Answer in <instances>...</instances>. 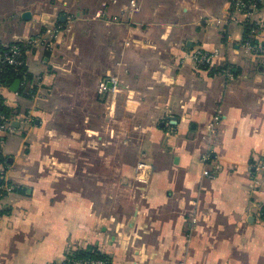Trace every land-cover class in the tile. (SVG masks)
Wrapping results in <instances>:
<instances>
[{
    "label": "crops",
    "instance_id": "obj_1",
    "mask_svg": "<svg viewBox=\"0 0 264 264\" xmlns=\"http://www.w3.org/2000/svg\"><path fill=\"white\" fill-rule=\"evenodd\" d=\"M49 1L0 0V49L26 47L0 84V264H264V0L248 18L233 0Z\"/></svg>",
    "mask_w": 264,
    "mask_h": 264
},
{
    "label": "built area",
    "instance_id": "obj_2",
    "mask_svg": "<svg viewBox=\"0 0 264 264\" xmlns=\"http://www.w3.org/2000/svg\"><path fill=\"white\" fill-rule=\"evenodd\" d=\"M260 0H233L232 1V10L234 15H243L246 18L250 17L252 13L257 9L258 3ZM130 7L132 10H137L136 0H131ZM232 21H236L235 16L232 17ZM258 28L264 30V22L258 23ZM69 30V29H67ZM63 31V25H45L44 29L40 33L41 44H43L48 49L53 48V42L57 33ZM246 45L249 47V41H246ZM251 47V46H250ZM264 52V50H262ZM25 53L26 47L25 44L21 42H14L6 45L0 49V73L10 72L15 77H19L22 74L23 67L25 65ZM219 54L217 50L213 51H204L202 49H196L190 54V60L193 63L196 69L208 68L214 66L216 60L218 59ZM223 71L226 75L231 78L232 72L227 68H223ZM119 81L116 77H111L109 80L102 79L98 84V93L104 94L108 91L117 92L118 91ZM1 105V102H0ZM216 119V118H215ZM31 119L28 118L27 121ZM212 127V124L209 125V128ZM12 129L9 127L7 120L4 114L0 111V135L5 132H11ZM203 161L209 160V155L206 154L203 156ZM144 168V164L139 163L137 165V171H141ZM204 177L213 180L216 178L217 172L216 169L211 170L208 167H205ZM138 180L142 181L141 178ZM12 188L6 183L4 177L0 176V197L10 193ZM194 222L195 219L192 218ZM73 264H110L107 258H87V259H78L74 260Z\"/></svg>",
    "mask_w": 264,
    "mask_h": 264
},
{
    "label": "trees",
    "instance_id": "obj_3",
    "mask_svg": "<svg viewBox=\"0 0 264 264\" xmlns=\"http://www.w3.org/2000/svg\"><path fill=\"white\" fill-rule=\"evenodd\" d=\"M16 77L13 76L12 74H10V72H5V73H0V84H11L13 82V80ZM1 101V99H0ZM3 110L2 105H0V111ZM2 112V111H1ZM2 157L0 155V162H2ZM262 220L264 222V208L262 209ZM87 258H105L103 256H101L100 254L97 253H83V252H78L76 254H74V258L70 261H64L62 262V264H73L74 260H78V259H87Z\"/></svg>",
    "mask_w": 264,
    "mask_h": 264
},
{
    "label": "rangeland",
    "instance_id": "obj_4",
    "mask_svg": "<svg viewBox=\"0 0 264 264\" xmlns=\"http://www.w3.org/2000/svg\"><path fill=\"white\" fill-rule=\"evenodd\" d=\"M3 1H6V2H4V4H6V5L9 3V0H3ZM10 1H14V2H12L14 4H23V3H27L28 2V0H10ZM30 1H35V2L39 1L38 3L41 2V3H44V4H49V2H50L49 0H30ZM8 13L9 12H7L6 10L5 11L4 10L0 11V24L7 20L8 16H9Z\"/></svg>",
    "mask_w": 264,
    "mask_h": 264
},
{
    "label": "water",
    "instance_id": "obj_5",
    "mask_svg": "<svg viewBox=\"0 0 264 264\" xmlns=\"http://www.w3.org/2000/svg\"><path fill=\"white\" fill-rule=\"evenodd\" d=\"M22 18L25 19V20H28L30 18V13L29 12H24L23 15H22ZM19 86V80H16L14 83H13V86H12V91H17V88Z\"/></svg>",
    "mask_w": 264,
    "mask_h": 264
}]
</instances>
